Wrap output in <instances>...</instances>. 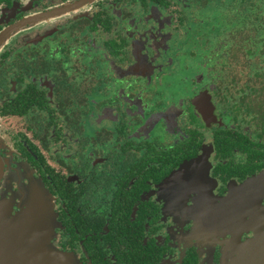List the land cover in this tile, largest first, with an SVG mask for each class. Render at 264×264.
I'll use <instances>...</instances> for the list:
<instances>
[{
    "label": "flooded vegetation",
    "instance_id": "af4514ba",
    "mask_svg": "<svg viewBox=\"0 0 264 264\" xmlns=\"http://www.w3.org/2000/svg\"><path fill=\"white\" fill-rule=\"evenodd\" d=\"M34 183L70 264H240L264 233V0H0V241Z\"/></svg>",
    "mask_w": 264,
    "mask_h": 264
},
{
    "label": "water",
    "instance_id": "95a60500",
    "mask_svg": "<svg viewBox=\"0 0 264 264\" xmlns=\"http://www.w3.org/2000/svg\"><path fill=\"white\" fill-rule=\"evenodd\" d=\"M29 191L21 240L0 241V264H70V254L51 241L56 212L47 189L34 183ZM257 238L246 246L240 264H264V233Z\"/></svg>",
    "mask_w": 264,
    "mask_h": 264
},
{
    "label": "rangeland",
    "instance_id": "374dc122",
    "mask_svg": "<svg viewBox=\"0 0 264 264\" xmlns=\"http://www.w3.org/2000/svg\"><path fill=\"white\" fill-rule=\"evenodd\" d=\"M224 32V31H223ZM225 35V33L224 34H221V39H222V43L224 42L223 40H224V36ZM183 63H184V59H183Z\"/></svg>",
    "mask_w": 264,
    "mask_h": 264
},
{
    "label": "trees",
    "instance_id": "16d2710c",
    "mask_svg": "<svg viewBox=\"0 0 264 264\" xmlns=\"http://www.w3.org/2000/svg\"><path fill=\"white\" fill-rule=\"evenodd\" d=\"M246 1H247V0H242L243 5H246ZM243 14H246V13L243 12Z\"/></svg>",
    "mask_w": 264,
    "mask_h": 264
}]
</instances>
